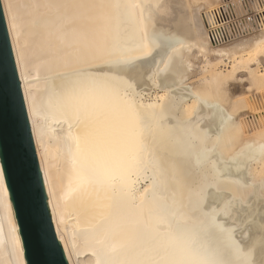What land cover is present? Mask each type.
Returning <instances> with one entry per match:
<instances>
[{"label": "bare ground", "instance_id": "1", "mask_svg": "<svg viewBox=\"0 0 264 264\" xmlns=\"http://www.w3.org/2000/svg\"><path fill=\"white\" fill-rule=\"evenodd\" d=\"M1 2L69 264H264V112L250 129L227 89L264 88V29L240 0L218 44L221 0ZM0 264H26L1 164Z\"/></svg>", "mask_w": 264, "mask_h": 264}, {"label": "water", "instance_id": "2", "mask_svg": "<svg viewBox=\"0 0 264 264\" xmlns=\"http://www.w3.org/2000/svg\"><path fill=\"white\" fill-rule=\"evenodd\" d=\"M0 164L26 264H69L53 225L1 0Z\"/></svg>", "mask_w": 264, "mask_h": 264}, {"label": "rangeland", "instance_id": "3", "mask_svg": "<svg viewBox=\"0 0 264 264\" xmlns=\"http://www.w3.org/2000/svg\"><path fill=\"white\" fill-rule=\"evenodd\" d=\"M204 5V4H203ZM252 16L251 13L247 14V18ZM212 55L209 54H198L197 56V70L202 72L201 68L206 65V63L211 60ZM224 59V65H221V69H224L225 63H228V61H225ZM260 70H264V58L260 59L259 61ZM258 67L257 63H252L251 68L256 69ZM249 73L247 70H241L237 73V76L235 77L236 80H232L228 85V93L235 98L238 97H247L250 98V101L257 107V110H253L251 108L243 110L240 115L242 116V119H246L245 121L248 123V127L253 129L254 127H257L256 124H258L259 117L258 112L263 113L264 112V88L255 89V86H252L251 83H249ZM203 76L201 74L197 75L195 78L192 79L197 81L199 79H202ZM188 81L187 83H190ZM196 82V84H198ZM262 89V90H261ZM230 90V91H229ZM250 128V129H251Z\"/></svg>", "mask_w": 264, "mask_h": 264}, {"label": "built area", "instance_id": "4", "mask_svg": "<svg viewBox=\"0 0 264 264\" xmlns=\"http://www.w3.org/2000/svg\"><path fill=\"white\" fill-rule=\"evenodd\" d=\"M229 0H221V4L208 11L204 17L207 28V35L211 43L218 44L224 41L228 36V28L226 24L229 21L227 16ZM247 13H251L254 26L259 29H264V0H240ZM236 20H233L235 23ZM237 22V21H236ZM238 23V22H237ZM235 26L232 23V27ZM237 28V27H236Z\"/></svg>", "mask_w": 264, "mask_h": 264}]
</instances>
